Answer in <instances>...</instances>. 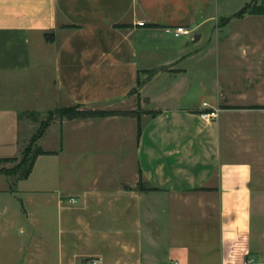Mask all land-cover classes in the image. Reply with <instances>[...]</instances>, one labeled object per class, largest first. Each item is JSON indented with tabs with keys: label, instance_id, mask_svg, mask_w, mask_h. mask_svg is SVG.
Wrapping results in <instances>:
<instances>
[{
	"label": "crops",
	"instance_id": "1",
	"mask_svg": "<svg viewBox=\"0 0 264 264\" xmlns=\"http://www.w3.org/2000/svg\"><path fill=\"white\" fill-rule=\"evenodd\" d=\"M249 1L0 0V85L41 83L50 63L31 102L0 95V158L68 103L134 110L137 90L158 112L54 119L38 141L54 154L26 179L0 173V264H264V14L237 17Z\"/></svg>",
	"mask_w": 264,
	"mask_h": 264
},
{
	"label": "trees",
	"instance_id": "2",
	"mask_svg": "<svg viewBox=\"0 0 264 264\" xmlns=\"http://www.w3.org/2000/svg\"><path fill=\"white\" fill-rule=\"evenodd\" d=\"M244 14V13H243ZM242 13L236 15L237 17L244 16ZM250 14H264L263 7L256 9ZM227 20H224L223 23H227ZM70 28H77L76 26H70ZM118 28H122V26H119ZM46 39L48 41L53 40V35H46ZM256 108H264V107H256ZM149 113L151 115L158 114L157 111H151V112H145ZM36 113L31 112H22L19 114L18 118L19 120H22L24 118L27 119H37ZM55 116L67 120H73V119H85V118H101V117H110V116H126V117H134L137 118L138 121L140 120V113L136 110H101V109H86L83 108L82 105H76L74 107H68V108H57L55 110L49 111L47 115V119L44 123H42V129L35 132V134L31 137V141L28 145L24 146L21 149L20 156L19 157H4L0 158V164L6 163V162H15L13 167L9 169L0 168V173L9 175L12 178L18 180V179H26L29 177V175L32 172L34 163L36 159L41 155H50L54 154V152H48L41 148V146L38 145V140L44 135L45 130L49 128L52 121L55 119ZM141 133V126L139 124L138 126V135ZM137 189L139 191H154L157 190L154 187L148 186L144 183L142 177L140 178ZM206 190V189H204Z\"/></svg>",
	"mask_w": 264,
	"mask_h": 264
},
{
	"label": "rangeland",
	"instance_id": "3",
	"mask_svg": "<svg viewBox=\"0 0 264 264\" xmlns=\"http://www.w3.org/2000/svg\"><path fill=\"white\" fill-rule=\"evenodd\" d=\"M242 1L243 0H217V2H219L220 4H222V3L225 2V4L228 6L227 7L228 8V12H230V13H233L234 10H236V8L239 6V4ZM263 2H264V0H263ZM261 7H263V9H264V3L263 4H260V0H250L249 2H246L245 5L240 10H238L236 12V15H238L240 13H242V14L244 13L243 15L250 14V12H252V11H254L256 9H259ZM262 21L264 22V19H262ZM33 50H34V55L37 57L39 51L36 48V46L35 47L33 46ZM48 59H46V66L48 68L43 71V72H45V74L43 75V77L41 79V83H42V81H44V82H46V84L50 81V79H49V74H50L49 67H50V63H49ZM155 72H157V71H155ZM39 76H36L33 73V77H31L29 81H28V79H22V78H15V79H13V78L10 79L9 78L8 80H10V86H7V82L2 83V85H0V95H2L3 93L4 94H13V95H16V99H19V100L21 99L24 103H29V102H31V98H32V96H34L35 92L36 91L39 92L40 91V88H41L40 86H42V84L38 82V80L40 79ZM13 81H16V82L13 83ZM140 85H141V82L139 83V86ZM139 94L140 93L137 90H135L132 93V96L133 97H132V103H131V105L133 104L132 106H135L138 103L139 106L136 107V109H134V110L135 111L137 110L140 113V115H143V114H145L146 110L142 109L141 106H140V102H139L140 99L138 97ZM129 101H127V102L129 103ZM4 104H6V103L5 102H0V106L1 105H4ZM15 104L20 105L21 103L19 101H16ZM74 106H76V105H73L72 103H68V104H66L65 107H60V108H68V107H74ZM123 107H126V105H124ZM83 108H86V107H83ZM55 109H57V108H54L53 110H55ZM50 111H52V110H50ZM48 112L45 113L44 115H41L40 116V121H39L38 126L35 129V131L32 134L30 133V135H28L27 138H25V141L24 142H26L25 143L26 145H28L30 143L31 137L35 134V132L42 129V123H44L46 121ZM57 118L58 117L55 116V119H57ZM27 123H30V122H27ZM46 130H45V132H46ZM69 152H70V150H68V153ZM16 157H19L18 154L16 155ZM75 157H76V155L69 158L70 161H71V168H70V171L71 172L70 173H71L72 176H77L78 173H79L78 167L74 163ZM14 164H16V163L15 162L2 163V164H0V168L2 167L4 169H9V168L13 167ZM257 201H258V199L255 198V202H257ZM254 222H255L254 224L257 226L258 223H259V218L258 217L255 218ZM93 259H95V258H93ZM93 259L90 258L86 262V264H88L89 261H91Z\"/></svg>",
	"mask_w": 264,
	"mask_h": 264
},
{
	"label": "built area",
	"instance_id": "4",
	"mask_svg": "<svg viewBox=\"0 0 264 264\" xmlns=\"http://www.w3.org/2000/svg\"><path fill=\"white\" fill-rule=\"evenodd\" d=\"M140 25L143 26L144 23H140ZM175 32L177 35H179V34H188L189 31L184 26H179L175 29ZM217 116H218V110H214L211 113H207L203 115V117L206 119H213V118H216ZM72 201H75V200H72ZM88 264H101V260L99 258H95L89 261ZM174 264H178V263H174ZM244 264H256V262L252 258H248L246 259Z\"/></svg>",
	"mask_w": 264,
	"mask_h": 264
},
{
	"label": "water",
	"instance_id": "5",
	"mask_svg": "<svg viewBox=\"0 0 264 264\" xmlns=\"http://www.w3.org/2000/svg\"><path fill=\"white\" fill-rule=\"evenodd\" d=\"M199 38H200V36L197 35V36L194 38V41H198Z\"/></svg>",
	"mask_w": 264,
	"mask_h": 264
}]
</instances>
